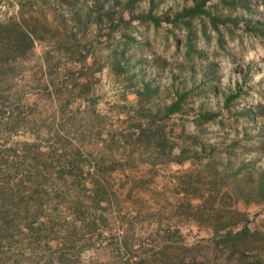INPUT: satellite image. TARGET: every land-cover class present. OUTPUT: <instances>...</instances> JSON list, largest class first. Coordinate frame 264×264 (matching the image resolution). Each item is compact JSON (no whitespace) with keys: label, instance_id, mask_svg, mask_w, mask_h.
I'll return each instance as SVG.
<instances>
[{"label":"rangeland","instance_id":"obj_1","mask_svg":"<svg viewBox=\"0 0 264 264\" xmlns=\"http://www.w3.org/2000/svg\"><path fill=\"white\" fill-rule=\"evenodd\" d=\"M0 264H264V0H0Z\"/></svg>","mask_w":264,"mask_h":264},{"label":"trees","instance_id":"obj_2","mask_svg":"<svg viewBox=\"0 0 264 264\" xmlns=\"http://www.w3.org/2000/svg\"><path fill=\"white\" fill-rule=\"evenodd\" d=\"M25 37H27L28 47L32 46L33 39L30 38L29 35L24 34ZM25 40V39H24ZM179 109V100L176 103H172L170 105V110H176ZM255 233L250 231V229L246 226L241 227L240 229L233 231V230H227L225 231L221 236V239L218 241V243H230V246H233L235 248H238L237 246L241 243H244L248 237L254 235Z\"/></svg>","mask_w":264,"mask_h":264}]
</instances>
